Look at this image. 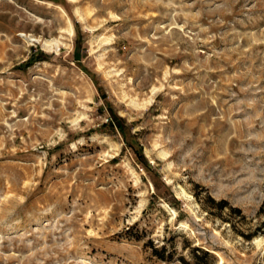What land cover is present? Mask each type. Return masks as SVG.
I'll use <instances>...</instances> for the list:
<instances>
[{
    "label": "rangeland",
    "instance_id": "rangeland-1",
    "mask_svg": "<svg viewBox=\"0 0 264 264\" xmlns=\"http://www.w3.org/2000/svg\"><path fill=\"white\" fill-rule=\"evenodd\" d=\"M195 246L264 264V0H0V264Z\"/></svg>",
    "mask_w": 264,
    "mask_h": 264
},
{
    "label": "trees",
    "instance_id": "trees-1",
    "mask_svg": "<svg viewBox=\"0 0 264 264\" xmlns=\"http://www.w3.org/2000/svg\"><path fill=\"white\" fill-rule=\"evenodd\" d=\"M122 133L125 135L124 130L122 129ZM154 186L156 188V197H166L167 194L171 193V189L165 185L166 189L164 190L165 193L160 192V185L157 181H154ZM166 194V195H164ZM198 197V195L196 194ZM154 197V196H153ZM208 203H209V210H212L213 208L219 210V212L223 211L227 207H230L232 211L236 213H242V210L238 207H232L228 200L226 199H220L216 200L213 197L209 195L208 197ZM153 252L156 256H158L160 259H163L164 261H171L174 258V255L176 254V249L168 250L166 245H163L161 247H158L153 242L151 243ZM185 248H188V245L184 246ZM182 264H215V256L213 253L201 246H195L189 248V257L187 258L185 255H180L178 258Z\"/></svg>",
    "mask_w": 264,
    "mask_h": 264
},
{
    "label": "bare ground",
    "instance_id": "bare-ground-1",
    "mask_svg": "<svg viewBox=\"0 0 264 264\" xmlns=\"http://www.w3.org/2000/svg\"><path fill=\"white\" fill-rule=\"evenodd\" d=\"M67 30V29H66ZM69 34L70 35H73L74 34V27H73V24L70 22V27H69V30H68ZM34 41H40V39H35L34 38ZM60 44H61V41L58 40V39H54V40H45L43 41V45L48 48V49H53V48H56V50H59V47H60Z\"/></svg>",
    "mask_w": 264,
    "mask_h": 264
},
{
    "label": "water",
    "instance_id": "water-1",
    "mask_svg": "<svg viewBox=\"0 0 264 264\" xmlns=\"http://www.w3.org/2000/svg\"><path fill=\"white\" fill-rule=\"evenodd\" d=\"M211 252H213V251H211Z\"/></svg>",
    "mask_w": 264,
    "mask_h": 264
}]
</instances>
